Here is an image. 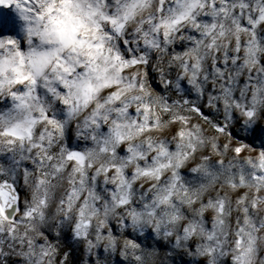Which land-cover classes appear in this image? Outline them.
<instances>
[{
	"label": "clouds",
	"instance_id": "clouds-1",
	"mask_svg": "<svg viewBox=\"0 0 264 264\" xmlns=\"http://www.w3.org/2000/svg\"><path fill=\"white\" fill-rule=\"evenodd\" d=\"M0 264H264V0H0Z\"/></svg>",
	"mask_w": 264,
	"mask_h": 264
}]
</instances>
